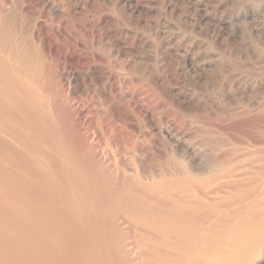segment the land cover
<instances>
[{
    "label": "rangeland",
    "instance_id": "374dc122",
    "mask_svg": "<svg viewBox=\"0 0 264 264\" xmlns=\"http://www.w3.org/2000/svg\"><path fill=\"white\" fill-rule=\"evenodd\" d=\"M3 81L45 123L40 133L25 131L34 134L31 152L18 147L47 176L38 185L42 202L52 194L60 208L59 197L68 200L72 214L63 215L68 223L79 219L93 252L134 251L129 259L138 264V251H162L164 242L131 228L154 230L169 217L178 221L179 212L178 227L197 231V243L180 239L186 251L226 249L247 224L264 221V0H0ZM0 137L17 147L1 129ZM47 140L61 168L35 154V146L47 150ZM69 157L86 164L88 176L74 177L79 169ZM91 182L104 197L101 210L87 202L91 214L103 212L99 237L92 231L98 222L83 217ZM9 187L0 186V202ZM14 220L2 231L0 215V256L19 264L22 223L18 214ZM24 254L22 264H33L34 252ZM233 260L264 264V243Z\"/></svg>",
    "mask_w": 264,
    "mask_h": 264
},
{
    "label": "bare ground",
    "instance_id": "6f19581e",
    "mask_svg": "<svg viewBox=\"0 0 264 264\" xmlns=\"http://www.w3.org/2000/svg\"><path fill=\"white\" fill-rule=\"evenodd\" d=\"M10 90L11 88L9 87L8 82L3 81L0 83V129L5 135L10 137V139H14L15 143L17 144V147L15 148V146L8 143L7 140L0 137V156H3V159L6 162V166L0 165V186L5 191H7V188L10 185L13 187V189L9 187L10 189H12V193L10 194H6L7 192L5 193L2 191L4 193L3 196L4 200L2 199L3 201L0 202V206L2 207L5 206V212L3 213L1 207L0 215L3 219L2 221L3 226L1 225L2 231L4 230L5 227L6 230L8 227H10L11 221L14 220V218H16L17 214L19 216V219L21 220L20 223H22V226L18 227L17 231L20 233V235L22 234L23 235L20 238V236H18L19 234L16 232L17 234L16 236L18 237V239L15 240L17 241V244L20 246V248L19 251L17 252L14 251L17 253L15 254L16 255L15 259L18 260L19 264H22L23 254L25 253V251L29 250L32 251V253L34 252L35 254V259L33 264H89L90 261L92 262L94 261L93 263H99V264H134L129 259L130 252H134V251H130V252L100 251L99 252L96 250L93 252L90 249V247H88L89 244L86 243L85 238L83 237L84 236L83 233L85 234L84 232L85 227L84 226L81 227V224L78 222L79 219L77 218L78 219L77 222L73 220L72 222L68 223L66 221V217L63 215V214L65 215L72 214L71 211L70 212L68 211L70 210V208H67V204L69 203L68 200H66L64 203V198L58 196L60 198L61 203L63 202L62 204L60 203L62 205V207L60 206V208L57 207L55 203H52L53 202L51 198L53 196L52 194L51 196L46 195V197L48 198V202H47V198L43 200L44 202H42V198H45V192L42 193L43 190L38 185H41L43 180L46 181L47 176L45 178L42 177L44 173L41 172L42 174H40L39 172H34V170L30 168L29 165L30 161H27L24 158V156L22 155V151L18 147L25 150L26 152H31V149L28 147V143L30 144L33 143L32 141H29V139L33 138L34 134L26 135L25 131L28 132L30 128L29 131L35 132L37 129L40 133V129L44 126L45 123L41 124L40 123L41 121L38 119V118L42 119L41 115L37 114V112H35L28 103L24 102V100L18 101L17 99H15L14 98L15 94L12 93V91ZM2 121L5 122L7 126L6 128H4V126L2 125ZM49 133L50 136L53 138L54 132L49 129L47 131L48 138H49ZM41 136L43 137L44 135L41 134ZM57 140H59V138ZM46 143L48 145L47 150L43 149L44 146H39L38 149L35 146V154L37 153L38 155H42L43 157H47L50 160H52L54 170L57 167L61 168V166L58 165L53 159V156L56 153L55 144L54 145L50 144L49 140H47ZM65 147L67 146L64 142L58 141L57 148H65ZM76 158L77 157L75 158L69 157L68 159L69 161H71L70 165L72 164L71 165L72 168L74 166L75 169H79L76 170V172L74 173V177L78 171H82L86 173L85 175L88 176L89 170L87 165L78 162ZM75 161H77V163H75ZM74 164H81V165H74ZM16 168L19 170V173L21 174H15L13 172V170ZM25 173L31 176L33 180L28 181L25 178H23L22 174ZM68 174L72 175V171H68ZM60 177H61V173H55L56 184L58 182L60 183ZM52 183L53 182H51V188L57 189L55 184L52 185ZM62 191H63V186L61 193ZM78 191L77 189L74 190L75 193H78ZM83 191L85 198L84 200L82 199V202L83 205L86 206V207L84 206L86 209L83 212V217H85L84 219H87L88 221L93 219L98 222V223L94 222V224H96L97 232L94 227V224L92 225V231H95L94 237L95 236L99 237L102 235L100 234V230L98 229L99 220H100L99 218L102 219L104 218L103 212L98 214L97 211L98 215L95 213L97 217L91 214L92 212L90 210H87V202L91 200L90 204L92 203L95 209L101 210L100 208H103L101 203L104 197L100 195V190L96 189L95 184L92 182L88 183L87 189ZM54 193L55 191L53 192V194ZM9 205L15 207L14 212L17 211L16 214H14V212H11V210L8 211L9 209L7 210L8 208L7 206ZM40 206L44 209V213H40L41 211H36V209H38ZM33 211L36 213L39 212V214L33 215L34 214ZM122 212L124 214V211ZM79 214H81V212ZM125 216H129V213H125ZM182 217H184L183 212H179L178 221L173 220L172 217H169L170 222L162 223L160 227H157L154 230H152L151 227L148 228L147 226H144L141 223H139L141 226L136 227V229L131 228L130 231L132 233H134L136 230L140 233V237L142 238L145 237L147 238L154 235L160 238L164 242V243L161 242L163 244L162 251H148L149 254H145L143 251H138L139 252L138 260L140 261L138 264H244L242 260L239 261L233 260V257L237 255L242 257L246 255L247 252L253 250L254 248L264 243V221H261L257 224L254 223L247 224L244 228L245 231L247 230L246 232L238 233L236 235L233 234L235 235V237H232L231 240L228 239L226 249L224 248V246L223 247L217 246L216 248L212 247L214 251H193V250L190 251V249L186 251L185 248L187 247L185 246L192 244V242L197 243V240L195 238V234H197V231H195L194 228L188 229L187 233L184 230H181L178 227V224L180 223L179 220L182 219ZM129 218L134 219L132 218V216ZM126 221L127 223H129L127 219ZM172 221L175 222L176 226L170 224ZM26 222L27 224L30 222L29 224L33 225L30 228H32V233H33L32 237L34 238L30 240L27 239V235L30 231V228L28 227L29 224L26 226L25 224ZM14 226H15V220H14ZM10 232L6 231L7 238L6 235L4 234V239H3L4 244L5 243L8 244L12 242L11 236H13L15 232L13 230L12 232L13 234L9 237L11 240L8 238ZM129 234L130 232H128V235ZM16 236L14 238H16ZM131 237L134 236H132L131 234ZM181 238L187 241V243L184 244L185 246L181 244L180 241ZM9 240L11 242H9ZM14 243L15 242L11 243V247L14 245ZM85 244L88 246H86ZM0 246H2V249L4 248V245H0ZM76 246L82 251H80L79 255L75 256L73 254L74 252L73 253L71 252V249L72 251H74V249L77 248ZM131 246L133 245L130 243L129 247ZM3 252L6 253V250H3ZM63 252H65L66 254L63 255L62 254ZM0 253L2 252L0 251ZM4 255L5 257L0 256V264H11L12 260H9V257H6V254ZM26 255L29 254L26 253ZM30 262L32 263V261ZM16 263L17 262H15V264Z\"/></svg>",
    "mask_w": 264,
    "mask_h": 264
}]
</instances>
